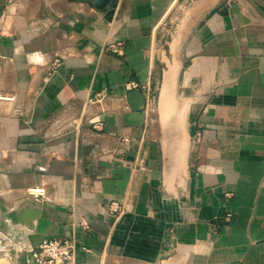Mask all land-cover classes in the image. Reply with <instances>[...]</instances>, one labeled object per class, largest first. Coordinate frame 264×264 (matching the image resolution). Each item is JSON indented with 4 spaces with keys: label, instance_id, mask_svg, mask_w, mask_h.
Masks as SVG:
<instances>
[{
    "label": "crops",
    "instance_id": "1",
    "mask_svg": "<svg viewBox=\"0 0 264 264\" xmlns=\"http://www.w3.org/2000/svg\"><path fill=\"white\" fill-rule=\"evenodd\" d=\"M0 96V264L53 238L78 264H264V0H0Z\"/></svg>",
    "mask_w": 264,
    "mask_h": 264
},
{
    "label": "built area",
    "instance_id": "2",
    "mask_svg": "<svg viewBox=\"0 0 264 264\" xmlns=\"http://www.w3.org/2000/svg\"><path fill=\"white\" fill-rule=\"evenodd\" d=\"M110 48L117 54H123V44L118 42L117 44H111ZM60 62L56 60L53 65H58ZM128 87H138V84H129ZM0 100L13 101L12 97L0 96ZM101 123L95 124V128L100 130ZM124 144H129V138H123ZM29 194L38 199L43 197L45 189L36 188L29 190ZM129 210L128 204L123 201H114L109 206V211L112 214L120 215ZM85 224V223H84ZM15 246L6 240V237L2 235L0 231V256L3 254L8 258H11V253L14 252ZM77 248L73 241L67 239H45L36 248L30 251L33 264H78L76 261Z\"/></svg>",
    "mask_w": 264,
    "mask_h": 264
},
{
    "label": "rangeland",
    "instance_id": "3",
    "mask_svg": "<svg viewBox=\"0 0 264 264\" xmlns=\"http://www.w3.org/2000/svg\"><path fill=\"white\" fill-rule=\"evenodd\" d=\"M164 41H167L170 45V35L169 29H167L165 33ZM171 47V45H170ZM168 45L166 46L165 42L161 43L159 48V58L163 60V62L168 63L170 62V57L168 55ZM165 86L163 84V89L161 88L156 92L155 95H152L149 100V111L151 115V123L154 129L158 132V134L167 135L168 131L166 128L168 126H173V124L180 123L181 119V99L177 96L174 92L173 102L170 107H167L164 103L162 104L161 95L164 93ZM167 107V108H166ZM180 111V112H179Z\"/></svg>",
    "mask_w": 264,
    "mask_h": 264
},
{
    "label": "bare ground",
    "instance_id": "4",
    "mask_svg": "<svg viewBox=\"0 0 264 264\" xmlns=\"http://www.w3.org/2000/svg\"><path fill=\"white\" fill-rule=\"evenodd\" d=\"M173 71H174V68H171L169 71V74ZM164 86H165V90H164V93L161 95L162 104L164 103L167 107H170L172 105L173 97H174L175 78H170V77L165 78Z\"/></svg>",
    "mask_w": 264,
    "mask_h": 264
},
{
    "label": "water",
    "instance_id": "5",
    "mask_svg": "<svg viewBox=\"0 0 264 264\" xmlns=\"http://www.w3.org/2000/svg\"><path fill=\"white\" fill-rule=\"evenodd\" d=\"M82 2L89 1L97 10L108 13L114 11L116 0H81Z\"/></svg>",
    "mask_w": 264,
    "mask_h": 264
}]
</instances>
